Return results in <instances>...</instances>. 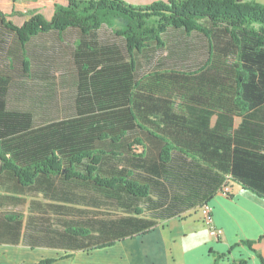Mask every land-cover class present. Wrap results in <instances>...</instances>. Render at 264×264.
Segmentation results:
<instances>
[{
    "label": "crops",
    "instance_id": "obj_1",
    "mask_svg": "<svg viewBox=\"0 0 264 264\" xmlns=\"http://www.w3.org/2000/svg\"><path fill=\"white\" fill-rule=\"evenodd\" d=\"M124 1L141 7L167 0ZM244 1L264 5V0ZM56 4L67 2L0 0V57L8 53V58H0V77L17 95L42 97L52 83L68 85L77 74L66 62V50L62 62L53 66L52 61L55 48L62 49L65 37L77 34L74 30L64 32L63 40L54 32L33 38L26 75L16 34L4 26L20 28L35 15L49 21ZM173 44L178 57H197L188 50L195 46L193 41L178 38ZM229 101L230 96L213 90L204 101L175 103L170 114L185 118L183 129L173 121L175 134L122 131L123 138L113 141L118 133L111 131L110 137L91 143L101 151L93 160L96 174L145 185V197H134L119 183L105 188L89 179L65 180L58 174L41 175L27 186L12 171L1 170L0 264H24V259L36 264L44 257H61L56 264H262L264 197L234 179L228 184L229 194L222 192L226 174L220 157L223 141L218 137L229 140L230 160L234 150L237 157L245 152L264 154V106L240 113ZM197 131L200 136L193 135ZM133 139L145 146L142 156L128 150ZM192 140L201 158L188 152L195 147ZM166 143L169 159L163 161L160 152ZM86 164L92 159L77 169L84 172ZM205 204L212 209L216 237L200 215ZM70 229L84 234L74 235Z\"/></svg>",
    "mask_w": 264,
    "mask_h": 264
},
{
    "label": "trees",
    "instance_id": "obj_2",
    "mask_svg": "<svg viewBox=\"0 0 264 264\" xmlns=\"http://www.w3.org/2000/svg\"><path fill=\"white\" fill-rule=\"evenodd\" d=\"M66 2L55 5L49 21L35 15L20 28L4 24L15 32L25 60L29 42L36 36L54 32L63 40L67 30L77 33L71 39L66 36L64 47L55 48L52 58L54 66L67 51L66 62L77 70L68 85L52 83L48 93L30 98L12 92L0 77V171H12L22 185L34 184L41 175L58 174L65 180L89 179L105 188L119 183L134 197H145V185L96 174L93 160L99 159L101 151L92 142L103 141L111 131L118 133L113 141L123 138L122 131L175 134L173 121L183 129L185 118L170 114L173 105L204 101L213 90L230 96L229 103L240 113L264 106L263 4L167 0L140 7L124 0ZM178 38L193 41L195 46L188 50L197 57H178L172 51ZM193 135L200 136L198 131ZM218 139L223 141L225 182L237 180L264 197V154L245 152L237 157L234 150L230 160L229 140ZM190 144L195 147L188 152L201 158L197 143ZM128 147L136 156L145 151L136 139ZM169 151L166 143L160 152L163 161L169 159ZM89 158L92 164L79 171L77 167ZM70 232L84 234L81 229Z\"/></svg>",
    "mask_w": 264,
    "mask_h": 264
},
{
    "label": "built area",
    "instance_id": "obj_3",
    "mask_svg": "<svg viewBox=\"0 0 264 264\" xmlns=\"http://www.w3.org/2000/svg\"><path fill=\"white\" fill-rule=\"evenodd\" d=\"M222 192L224 194H229V187H228V182H226L224 185H223V188H222ZM201 213V217L203 219V222L207 225H210V234L214 237H216V230L215 228L212 226V216H211V213H212V209L211 207L208 205V204H205L201 207L200 209Z\"/></svg>",
    "mask_w": 264,
    "mask_h": 264
},
{
    "label": "rangeland",
    "instance_id": "obj_4",
    "mask_svg": "<svg viewBox=\"0 0 264 264\" xmlns=\"http://www.w3.org/2000/svg\"><path fill=\"white\" fill-rule=\"evenodd\" d=\"M56 257H44V258H41V259H39L37 262H36V264H56V262L58 261V260H62V259H60L61 257H58V258H56ZM24 261V264H33L31 261H29V260H23Z\"/></svg>",
    "mask_w": 264,
    "mask_h": 264
}]
</instances>
